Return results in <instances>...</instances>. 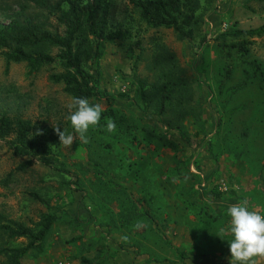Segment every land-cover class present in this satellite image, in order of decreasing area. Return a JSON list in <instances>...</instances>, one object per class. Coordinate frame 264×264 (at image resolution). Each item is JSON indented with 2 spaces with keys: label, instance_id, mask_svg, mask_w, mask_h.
Returning a JSON list of instances; mask_svg holds the SVG:
<instances>
[{
  "label": "rangeland",
  "instance_id": "rangeland-1",
  "mask_svg": "<svg viewBox=\"0 0 264 264\" xmlns=\"http://www.w3.org/2000/svg\"><path fill=\"white\" fill-rule=\"evenodd\" d=\"M42 2L0 0V27L28 19L61 34ZM117 28L129 32L104 39L89 70L95 75L89 102L105 108L86 134L89 143L77 138L68 149L57 140L47 157H29L21 171L15 168L27 157L13 155L9 138L0 139V216L28 228L46 213L55 218L41 247L27 250L19 264L173 262L168 218L151 202L158 199L155 179L148 178L146 194L125 193L115 183L107 190L97 182V176L111 180L127 172L133 180L139 172L152 175L165 155L200 194L247 201L264 214V0H197L188 39H177L168 27L144 25L131 4L116 0L111 32ZM236 30L257 32L242 36ZM238 42L246 52L237 51ZM40 49L51 56L58 51L45 44ZM4 52L0 48V114L58 122L74 134L70 97L61 83L47 79L60 72L58 63L28 72L24 62L6 64ZM166 75L173 83L158 112L156 96L150 98L158 91L150 84ZM141 83L152 103L141 99ZM108 119L114 132L106 130ZM138 196L152 205H140ZM137 222L146 227L136 229ZM25 242L18 238L12 245ZM0 264H8L3 256Z\"/></svg>",
  "mask_w": 264,
  "mask_h": 264
},
{
  "label": "trees",
  "instance_id": "trees-1",
  "mask_svg": "<svg viewBox=\"0 0 264 264\" xmlns=\"http://www.w3.org/2000/svg\"><path fill=\"white\" fill-rule=\"evenodd\" d=\"M42 1L48 15L61 25L62 33L46 30L41 24H34L28 19L13 20L11 24L0 27V48L5 49V63L24 62L28 72H35L43 64L56 62L60 72L49 73L47 79L52 83H61L63 92L70 98L82 97L90 101L95 94V75L89 70L100 54L102 41L118 38L129 32L128 28H117L111 32L115 20L116 0ZM125 1L138 11L144 25L171 28L177 39L190 37L197 0ZM256 32L236 30L234 34L252 36ZM42 44L56 47L57 54L51 56L44 53L40 49ZM235 47L237 51L246 52L242 42L236 43ZM172 83L166 75L160 76V79L156 77L150 84L153 91H158L150 96V98L156 96L154 101L158 105V112L168 97ZM144 89L141 83V99L145 104L152 103L149 97H145ZM54 127L64 130L58 122L50 125L45 120L31 121L18 116L0 114V139L9 138L7 145L13 155L27 157L16 166V170H25L30 165L29 157L43 158L51 153L53 143L59 140ZM38 130L42 134H36ZM144 201L146 206L152 205L146 199ZM54 219L52 214L46 213L33 228H28L0 216V256H3L8 264H19V258L27 250L41 247V242L49 232ZM18 238L26 239L23 246L12 245Z\"/></svg>",
  "mask_w": 264,
  "mask_h": 264
},
{
  "label": "crops",
  "instance_id": "crops-1",
  "mask_svg": "<svg viewBox=\"0 0 264 264\" xmlns=\"http://www.w3.org/2000/svg\"><path fill=\"white\" fill-rule=\"evenodd\" d=\"M168 158L166 155L161 158L160 165L155 167L152 175L144 172L145 175L141 176L139 172L138 180H133V175L127 172L123 174L124 176L120 175L111 179L114 181L113 184H107L106 180L109 179L105 176H97L102 181L97 180V182L100 183L99 185L104 183L105 186H109V189L114 187V183L119 184L125 193L135 190V192L146 194L148 178L155 179L154 188L158 192L156 195L158 199L150 198L151 201L146 198V201L154 203V206L160 209V213L168 218L174 246L173 262L169 264H229L230 235L227 232L229 220L227 209L240 202L222 201L219 197H213L208 190H202L200 194L199 190L193 188L192 182L187 180L186 174L172 170V165L167 164ZM138 165L142 166L141 160ZM132 180L137 184L133 185ZM97 186H91V188L96 190ZM129 201L131 202L130 199ZM129 201L124 202L130 203ZM137 201L140 205L145 202L141 200V196H138ZM251 209L249 207V210ZM221 228H225V232L221 233ZM179 259H182V262L178 261ZM257 264H264V259H258Z\"/></svg>",
  "mask_w": 264,
  "mask_h": 264
},
{
  "label": "clouds",
  "instance_id": "clouds-1",
  "mask_svg": "<svg viewBox=\"0 0 264 264\" xmlns=\"http://www.w3.org/2000/svg\"><path fill=\"white\" fill-rule=\"evenodd\" d=\"M68 109L70 114L67 119L75 135L66 130L61 131L59 127H54V132L59 138L60 146L69 149L77 138L83 144L89 143L86 134L90 128L99 124L105 108L101 103H90L87 98L71 97ZM115 129V122L108 119L106 130L111 133ZM36 134L42 132L38 130ZM227 216V232L230 235L229 264H257L258 259H264V214L249 210L247 201H243L228 207ZM134 227L140 229L146 225L137 222ZM220 231L225 232V228ZM121 240L127 243L128 237L122 236Z\"/></svg>",
  "mask_w": 264,
  "mask_h": 264
}]
</instances>
